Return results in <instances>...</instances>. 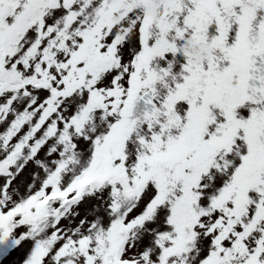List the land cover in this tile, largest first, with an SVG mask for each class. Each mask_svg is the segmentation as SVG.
Returning a JSON list of instances; mask_svg holds the SVG:
<instances>
[{
    "label": "rangeland",
    "instance_id": "obj_1",
    "mask_svg": "<svg viewBox=\"0 0 264 264\" xmlns=\"http://www.w3.org/2000/svg\"><path fill=\"white\" fill-rule=\"evenodd\" d=\"M5 1L0 264H264V193L247 187L264 98L241 95L247 53L264 58V11ZM147 87L161 114L135 122L127 107Z\"/></svg>",
    "mask_w": 264,
    "mask_h": 264
},
{
    "label": "water",
    "instance_id": "obj_2",
    "mask_svg": "<svg viewBox=\"0 0 264 264\" xmlns=\"http://www.w3.org/2000/svg\"><path fill=\"white\" fill-rule=\"evenodd\" d=\"M248 4L252 6L259 7L264 11V0H245ZM143 2L154 7L157 0H143ZM7 8L5 1L0 2V16L4 13ZM1 57V56H0ZM242 94L245 98L253 102H259L264 96V60L256 52L251 51L247 54L246 58V72L242 84ZM90 102L94 106L104 107V103L95 95H90ZM127 113L133 117L134 121L140 119H148L153 116L158 115V109L153 103V89H147L142 92V94L135 99L127 108ZM248 187L252 190L260 193H264V152L262 155L261 162L257 166L256 175L253 176L249 182ZM167 195L164 194L163 197ZM244 203L241 201L238 204L240 209ZM264 214L261 207L256 210L255 216L260 217ZM44 222H39L35 227L32 235H35Z\"/></svg>",
    "mask_w": 264,
    "mask_h": 264
},
{
    "label": "flooded vegetation",
    "instance_id": "obj_3",
    "mask_svg": "<svg viewBox=\"0 0 264 264\" xmlns=\"http://www.w3.org/2000/svg\"><path fill=\"white\" fill-rule=\"evenodd\" d=\"M185 123H186V124L183 125L184 129H186V126H187V125H190V123H192V120H191V119H188V120H186ZM262 152H263V151H262ZM203 165H205V163H204ZM256 166H257V164H256ZM256 166H255V169H256Z\"/></svg>",
    "mask_w": 264,
    "mask_h": 264
}]
</instances>
